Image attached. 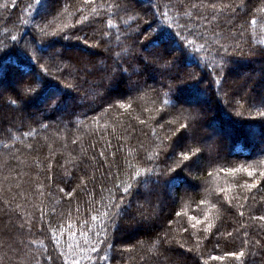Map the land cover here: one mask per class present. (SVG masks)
<instances>
[{
	"label": "trees",
	"instance_id": "obj_1",
	"mask_svg": "<svg viewBox=\"0 0 264 264\" xmlns=\"http://www.w3.org/2000/svg\"><path fill=\"white\" fill-rule=\"evenodd\" d=\"M0 87V264H264V0H0Z\"/></svg>",
	"mask_w": 264,
	"mask_h": 264
},
{
	"label": "rangeland",
	"instance_id": "obj_2",
	"mask_svg": "<svg viewBox=\"0 0 264 264\" xmlns=\"http://www.w3.org/2000/svg\"><path fill=\"white\" fill-rule=\"evenodd\" d=\"M64 50H66V51H70V49H64ZM258 66L260 65V63L259 64H257ZM257 65H255V66H257ZM244 74H246V72H242V75H244ZM232 76H233V78H238V77H241L242 75H241V72L240 71H238V70H235L234 71V73H232L231 74ZM264 88V87H263ZM2 90H3V87H0V94H1V92H2ZM201 95V94H200ZM191 104H193V103H191ZM193 106V105H192ZM62 111V110H61ZM60 111V112H61ZM15 113H17V111L16 112H14V111H12V110H8V109H6L5 108V106H4V104H3V100H1L0 99V119H6V118H11V117H13L14 118V115H15ZM208 125H210V127H208L207 128V130L209 131V134H211L212 136V138L213 139H219L220 137H221V130H219L218 129V125L217 124H212V123H209ZM253 129V128H252ZM226 132V131H225ZM134 238V237H133Z\"/></svg>",
	"mask_w": 264,
	"mask_h": 264
},
{
	"label": "snow or ice",
	"instance_id": "obj_3",
	"mask_svg": "<svg viewBox=\"0 0 264 264\" xmlns=\"http://www.w3.org/2000/svg\"><path fill=\"white\" fill-rule=\"evenodd\" d=\"M213 259H216V257H213Z\"/></svg>",
	"mask_w": 264,
	"mask_h": 264
}]
</instances>
